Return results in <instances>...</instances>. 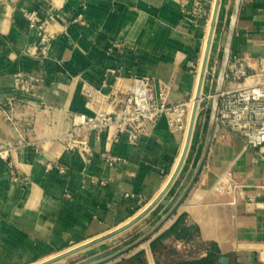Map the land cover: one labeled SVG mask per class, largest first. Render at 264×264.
Returning a JSON list of instances; mask_svg holds the SVG:
<instances>
[{
  "label": "crops",
  "instance_id": "0c3cea01",
  "mask_svg": "<svg viewBox=\"0 0 264 264\" xmlns=\"http://www.w3.org/2000/svg\"><path fill=\"white\" fill-rule=\"evenodd\" d=\"M196 1L202 6L198 15L192 13ZM234 4L220 2L208 68L220 66ZM214 5L215 0H0V144L17 142L2 119L16 74L43 80L36 94L46 105L27 144L11 153L9 164L0 158V264L55 258L117 230L158 197L176 169L185 135L170 131L165 117L135 144L92 136L91 155L65 150L56 136L70 128L69 114L91 115L95 106L88 94H111L117 75L153 77L173 102L186 101L193 91L192 103ZM25 12L36 13L54 36L46 51L38 48ZM263 52L264 0H239L230 54ZM196 134L178 178L140 221L155 220L154 226L189 184L204 142ZM106 153L117 161L110 164ZM219 178L238 187L220 192ZM262 186L264 161L238 139L212 135L203 165L172 215L111 264L133 257L142 264L181 263L166 242L193 234L213 247L198 264H264ZM110 240L94 245L100 246L97 252Z\"/></svg>",
  "mask_w": 264,
  "mask_h": 264
},
{
  "label": "built area",
  "instance_id": "2783aa9c",
  "mask_svg": "<svg viewBox=\"0 0 264 264\" xmlns=\"http://www.w3.org/2000/svg\"><path fill=\"white\" fill-rule=\"evenodd\" d=\"M192 9L193 14H200V2H194ZM25 17L29 27L37 31L38 48L46 51L54 36L47 32L36 13L25 12ZM213 74L215 77L217 70ZM116 77V87L111 94H88L95 106L91 115H68L70 128L56 136L65 150L91 155L92 136L135 144L150 133L161 117L166 118L170 131L185 130L188 114L186 101L169 100L170 92L153 77ZM42 85L43 80L32 74H16L13 77L14 95L2 109L3 121L13 127L17 136L15 145L0 144V158L8 164L11 153L27 144L25 140L28 134L46 109L36 94ZM211 98L213 100L214 94ZM212 135L218 138L234 137L243 148L254 151L264 161V52L258 56L230 54L224 85L218 94ZM104 157L110 164L117 161L108 153ZM237 187L235 180L229 179L226 186L224 180L219 178L216 188L223 192ZM261 203L264 207V196ZM166 245L174 249L181 263H197L213 253L212 245L196 234L189 238L171 237Z\"/></svg>",
  "mask_w": 264,
  "mask_h": 264
},
{
  "label": "water",
  "instance_id": "95a60500",
  "mask_svg": "<svg viewBox=\"0 0 264 264\" xmlns=\"http://www.w3.org/2000/svg\"><path fill=\"white\" fill-rule=\"evenodd\" d=\"M220 2L221 0H215V5H214V10H213V15H212V19H211V27H210V31H209V35H207V40H206V46H205V53H204V59H203V67H202V76H201V82L199 84V87L201 85H203L204 83V78H205V72L207 70V64H208V57H209V53H210V48H211V42L213 39V34H214V30H215V24H216V20H217V16H218V11H219V7H220ZM238 4H239V0H235V4L233 7V11L231 13L230 19H229V24H228V32H227V37L224 43V47H223V51H222V57H221V62H220V66H219V70L217 72V79H216V84H215V88L213 91L214 94V98L211 102L210 105V114H209V119L207 122V128H206V132H205V136H204V142H203V148H202V152L201 155L198 159V162L196 164V167L194 169V173L191 177V180L189 182V184L187 185V187L184 189L183 193L178 197V199L174 202V204L172 205V207L157 221V223L152 226L146 233H144L141 237L137 238L135 241H133L132 243L126 245L125 247L117 250L116 252L107 255L105 257H102L98 260H95L91 263L88 264H104L107 263L113 259H115L116 257L124 254L125 252L130 251L131 249H133L134 247H136L139 243H141L142 241L148 239L151 235H153L157 229H159V227L172 215V213L174 212V210L177 208V206L181 203V201L183 200V198L185 197L186 193L188 192V190L190 189V187L192 186V184L194 183L202 165L203 162L206 158L207 155V151L211 142V138H212V134H213V129H214V121H215V113H216V109H217V105H218V94L221 92L223 85H224V79H225V72H226V68H227V63H228V59L230 56V51H231V46H232V38H233V34H234V28H235V23H236V18H237V12H238ZM197 98H199V95L197 96ZM195 113H196V107L194 109V113H193V122L191 124V128L189 129L188 132V136H187V142L185 145V150L183 151V155H182V159L179 163V165L177 166L172 178L170 179L169 183L167 184V186L161 191V193L158 195V197L146 208L144 209V211H142V213H140L138 216H136L134 219H132L131 221H129L128 223H126L124 226H122L121 228H118L115 231H112L102 237H99L93 241H90L88 243H85L79 247H76L70 251H67L65 253H62L61 255H58L57 257L53 258V259H49L48 261H45L44 263L41 264H53L57 261L63 260L73 254H76L82 250H85L86 248H89L93 245H96L100 242H103L119 233H121L123 230H125L126 228L132 226L133 224H135L137 221H139L145 214H147L168 192V190L170 189V187L172 186V184L175 182L177 176L179 175V172L181 170V167L183 165V163L185 162V158L187 157V151L189 149V141L192 135V129L193 127H195V123L196 119H195ZM197 118V116H196ZM184 160V161H183Z\"/></svg>",
  "mask_w": 264,
  "mask_h": 264
},
{
  "label": "rangeland",
  "instance_id": "374dc122",
  "mask_svg": "<svg viewBox=\"0 0 264 264\" xmlns=\"http://www.w3.org/2000/svg\"><path fill=\"white\" fill-rule=\"evenodd\" d=\"M218 66H219L218 64H212L211 67H209V68L207 67L205 78H204V83H203V89L199 93L200 98L199 99L197 98V93H196V95L193 98L194 102H192L194 105L191 106V103L188 104L189 106H188L187 121L189 119L188 115L190 114V111L192 110L194 112L195 107H196V113H197V115L195 113V118H196V116H197V118H196V122H195V129H193V137H195L197 135L196 133H199V137H201L200 134H202L201 139H203V141H204V136H205V132H206V128H207V122H208L209 114H210V105L212 102L211 97L213 95V91H214L215 84H216V83H213V80L215 81L217 79V75L214 77L213 71H216L219 68ZM217 72H218V70H217ZM195 78H196V74L194 75L193 79H195ZM192 94H193V91L190 92L189 97L186 100L187 103H189V100L191 99ZM191 144H192V141H191ZM189 150H190V147H189ZM187 156H188V154H187ZM187 158L188 157H186V159ZM186 159H185V162H186ZM183 167H184V164H183ZM183 167H182V169H183ZM178 176H177V178H178ZM144 209L142 211H144ZM154 222H155V220L151 221L150 219L145 220V221L139 220L135 224H133L132 227L130 226V227L126 228L125 230H123L121 232L122 234L119 233V234L109 238L111 240L109 242H107V244L105 246L106 248L104 251L97 252V249H100L99 248L100 246L94 247V245H93V246L89 247L88 249H85V250H82V251L76 253L75 255L73 254V257H71L69 259H63V260L57 261L53 264H88V263H91V262L98 260L102 257L110 255V254L116 252L117 250L125 247L126 245L132 243L137 238L141 237L144 233H146L151 228V226L154 224ZM185 238H187V237H185ZM128 253H129V251L125 252L124 254H122V255L116 257L115 259H113L107 263H104V264H111L116 259L124 257ZM51 259H53V258H51ZM46 261H48V260H46ZM44 262H42V263H44ZM36 264H41V263L39 262Z\"/></svg>",
  "mask_w": 264,
  "mask_h": 264
},
{
  "label": "bare ground",
  "instance_id": "6f19581e",
  "mask_svg": "<svg viewBox=\"0 0 264 264\" xmlns=\"http://www.w3.org/2000/svg\"><path fill=\"white\" fill-rule=\"evenodd\" d=\"M214 10V9H213ZM212 15H213V13H212ZM211 19H212V17H211ZM210 27H211V24H210ZM209 31H210V28H209ZM208 35H209V32H208ZM212 43V42H211ZM207 44V43H206ZM205 50V49H204ZM205 53V52H204ZM203 59H204V56H203ZM208 59H209V57H208ZM202 67H203V63H202ZM202 68H201V76H202ZM203 72H205V74H206V71H203ZM201 76H199L198 77V81H199V78H200V81H199V83H198V86H197V90H196V92H197V96L199 95V98H200V92L202 91V89H203V85H201L200 86V88H198L199 87V84H200V82H201ZM198 98V99H199ZM194 100H192V102H193ZM192 105H194L193 103H191V106ZM197 105V104H196ZM192 113H194L192 110L190 111V114L188 115V121H187V125H186V128H185V135H184V142H183V146H182V149H181V154H180V156H179V158H178V161H177V164H176V168H177V166L179 165V163H180V161H181V159H182V155H183V151L185 150V145H186V142H187V136H188V132H189V129L191 128V124H192V122H193V120H192V117H193V114ZM192 114V115H191ZM196 115H197V113H196ZM196 119V118H195ZM194 123H195V121H194ZM193 129H195V127H193ZM193 129H192V135H191V138H193ZM190 138V143H189V147H190V145H191V141H192V139ZM188 152H189V149H188V151H187V154H188ZM186 159V158H185ZM184 161V160H183ZM184 164V163H183ZM182 167H183V165H182ZM182 167H181V169H182ZM176 170V169H175ZM175 170H174V172H175ZM181 171V170H180ZM174 172H173V174H174ZM180 173V172H179ZM173 174H172V176H173ZM172 176L171 177H169L170 179L172 178ZM168 178V179H169ZM168 179H167V181H168ZM170 179H169V181H170ZM169 183V182H168ZM167 183V184H168ZM167 186V185H166ZM165 186V187H166ZM164 187V188H165ZM132 227V226H131Z\"/></svg>",
  "mask_w": 264,
  "mask_h": 264
},
{
  "label": "trees",
  "instance_id": "16d2710c",
  "mask_svg": "<svg viewBox=\"0 0 264 264\" xmlns=\"http://www.w3.org/2000/svg\"><path fill=\"white\" fill-rule=\"evenodd\" d=\"M198 263H200V261ZM198 263H196V264H198ZM116 264H142V262L137 257H133L130 259L122 260ZM178 264H194V263H178Z\"/></svg>",
  "mask_w": 264,
  "mask_h": 264
}]
</instances>
